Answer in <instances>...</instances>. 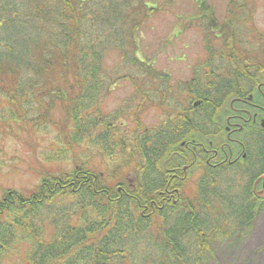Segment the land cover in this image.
I'll return each instance as SVG.
<instances>
[{
	"label": "trees",
	"instance_id": "obj_1",
	"mask_svg": "<svg viewBox=\"0 0 264 264\" xmlns=\"http://www.w3.org/2000/svg\"><path fill=\"white\" fill-rule=\"evenodd\" d=\"M149 2L0 0V108L10 106L12 114L21 116L24 121L25 105L30 103L40 114L38 122L57 126L59 119L55 121L54 113L58 112L62 121L59 128L70 151L76 150V142L70 140L69 129L75 138L85 135V115H89L90 108H95L94 118L86 119V129L91 128L92 133L102 128L109 142L115 139L123 126L118 125L117 118L123 115L119 113L110 120L98 110L104 80L101 75L104 53L115 43L123 44L128 40L134 48L132 62L145 64L137 56L134 36L140 22L156 10ZM229 2L222 22L217 21L209 6L197 5L195 20L206 26V39L220 44V47L209 46L208 53H216L223 59L221 63L209 64L205 77L195 74L200 83L194 80L190 88L185 85L186 88L177 89L165 78L169 83L157 86L161 73L146 64V78L133 80L140 97L133 117L137 123L135 132H140V136L132 132L128 134L136 135L132 141L128 143V139L120 145L139 170L147 169L148 164L159 166L168 148L185 139L188 136L185 130L194 127L193 120L171 118L173 114L195 113L198 100L207 104L217 83L237 75L232 73L233 66L261 65L262 57L252 54L264 53V34L259 30L255 34L258 47L241 51L242 41L250 40L245 26L253 30L255 0ZM105 30L110 31V36L104 35ZM123 78L118 77V80ZM146 81H149L147 89L152 91V96L138 85ZM175 90L176 99L171 106L169 101ZM183 98L189 101V107L180 109ZM207 105L212 104L209 101ZM148 106L165 115L162 127H143L138 122V114ZM181 122L186 125L184 131L179 128ZM128 146L131 149L126 151ZM101 166L82 161L72 170L40 175L39 184L29 194L8 191L0 201V264L14 245L24 240L33 242L28 264H200L204 259L215 258L213 245L218 236L239 235L243 240L253 229L256 215H248L243 209V216L232 218L237 229L229 228L228 223L220 226L218 232L213 219L207 215L212 209L208 200L210 186H203L200 226L195 217V196L142 216L132 195L137 194L145 202L151 194L158 195L157 190L164 186L156 182L148 184V176L144 175L135 193L129 180L107 179L105 173H98ZM70 202L75 206L68 211ZM55 204L59 214L57 226L53 220L36 217ZM73 217L77 218L73 220ZM49 224L54 225V229L49 228Z\"/></svg>",
	"mask_w": 264,
	"mask_h": 264
},
{
	"label": "rangeland",
	"instance_id": "obj_2",
	"mask_svg": "<svg viewBox=\"0 0 264 264\" xmlns=\"http://www.w3.org/2000/svg\"><path fill=\"white\" fill-rule=\"evenodd\" d=\"M148 1H150L149 4L156 7V10L149 12V16L143 22H140L134 40L137 44V56L145 61L146 65L154 67L161 73L162 79L161 82L156 83L157 86L158 84L169 83L165 82L168 78L170 86L179 89L187 85L190 88L192 81H198L195 74L200 73L201 77H205L209 64L215 65L223 62V59H219L215 55L216 53H208L209 46L220 47V44H212L206 39V26L204 23H202L203 25L200 24V21L196 22L195 17L198 12V3H203L212 9L218 19L217 21L222 22L227 16L229 0ZM255 4L253 30L251 31L249 26H245L250 40L243 38L245 40L242 41L244 48L241 51L258 47V37L255 34L258 33V30L264 34V0H255ZM239 28L242 27L239 26ZM104 35L110 36V31L105 30ZM132 50L134 51V48L130 47L127 40L123 44L120 42L115 43L113 47L108 48L104 53L101 73L104 80L102 93L99 91L101 98L98 104L100 112H98L110 120L114 119L119 113L123 115L122 118L115 119L118 125H123L119 128L120 132H118L122 136L117 135L110 142L107 140L102 128L96 129L92 133L91 128L86 129V119L94 118L95 108H90L89 115L87 113L85 115V135L75 138L71 129H69V135L72 137L70 140L76 142L75 152L70 151V147L60 131L59 127L62 121L58 112L54 113L55 121L59 119V125L57 126L56 123L38 122L36 119L40 114L33 109L34 107L30 103L25 105L27 114L24 121L21 116L12 114L10 106L0 108V201L11 190L29 194L39 184L42 175H55L59 173V170L64 169L65 171L67 169L72 170L76 163L79 165L82 161L102 165L98 173H105L107 179L113 178L126 182V180L128 181L135 176L136 163L133 162V158L128 157V152H122L120 145L128 139V143H130L132 138L136 136L135 134L140 136V132H135L137 123L133 118L137 109L135 103L138 102L137 100L140 97L137 94L133 80L141 77L146 78L144 76L146 69L145 64L132 62ZM219 70H223V68L219 67ZM122 76L125 78L118 80V77L121 78ZM146 82H139L138 85L145 88L144 92L152 96V91L147 89L149 81ZM198 83L200 82L198 81ZM176 91L172 93L173 96L169 101L171 106L176 99ZM179 106L180 109L187 108L189 107V101L183 98ZM138 115V122L143 127H159L162 120L165 119V115L157 108L149 106L142 109ZM132 132H135V134L128 136ZM101 138L102 140H99ZM100 142L102 143L100 144ZM130 149L128 146L126 151ZM188 187H191V189L188 190L189 194L185 193V195L187 197L193 196L194 188L192 186ZM234 193H240V191ZM213 199L214 196L209 191L208 200L212 209L209 212L207 211V215L213 219L212 224L219 232L220 226L227 225L230 222L227 217L230 215V208L226 211L218 208L215 211ZM66 201L69 203L70 199ZM70 203L68 211L75 206L74 203ZM57 205H59L58 200ZM57 211L58 208L55 204L52 207H46L44 212L36 217H43V220H53L55 226H57V221H59ZM75 218L77 217H73V220ZM257 218L253 229L246 233L245 237L243 236V240L240 239L239 235L232 238L218 236L213 245L216 250L215 258L204 259L201 263L264 264V212ZM40 220L37 219L36 221ZM48 227L54 229V225L49 224ZM236 232V230H233L234 234ZM31 243L33 244L30 240L18 241L1 264H28Z\"/></svg>",
	"mask_w": 264,
	"mask_h": 264
},
{
	"label": "flooded vegetation",
	"instance_id": "obj_3",
	"mask_svg": "<svg viewBox=\"0 0 264 264\" xmlns=\"http://www.w3.org/2000/svg\"><path fill=\"white\" fill-rule=\"evenodd\" d=\"M252 54L263 58L261 65L233 66L232 73L237 75L215 85L208 100L211 106L198 100L195 113L171 116L191 119L194 127L185 130V139L168 148L159 166L136 168L129 180L135 193L144 175L148 184L164 186L145 202L132 195L142 216L176 205L189 194L188 186L194 188L197 226L201 225L203 186H210L216 211L230 208L229 228L237 229L232 218L243 216V209L248 215L255 213L256 221L264 212V53ZM179 126L183 131L186 128L182 122Z\"/></svg>",
	"mask_w": 264,
	"mask_h": 264
}]
</instances>
